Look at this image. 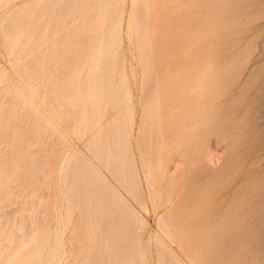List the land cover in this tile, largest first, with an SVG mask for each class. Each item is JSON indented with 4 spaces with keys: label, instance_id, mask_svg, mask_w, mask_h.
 Listing matches in <instances>:
<instances>
[{
    "label": "bare ground",
    "instance_id": "1",
    "mask_svg": "<svg viewBox=\"0 0 264 264\" xmlns=\"http://www.w3.org/2000/svg\"><path fill=\"white\" fill-rule=\"evenodd\" d=\"M118 2L119 0H31L17 6L8 14L7 18L5 17L6 26L2 27L3 37L8 42L11 53L15 47H24L26 43H29L30 53L20 57L21 66L19 65L15 73L10 74L12 80L6 72L0 71V84L5 82L1 91L15 95V97H9V105L6 107L5 103L0 100V151H2L0 156L2 158L0 160V206L12 200L13 197L9 191L12 183L17 184L16 188L25 186V181H18L21 177L25 175L30 177L36 172L42 175L48 172L51 175V181L55 178L56 168L45 171L44 160L50 156L53 146L46 147L45 144H41L36 156H38V162L43 163L42 167L41 164L35 162L36 166L27 170L21 169V164L25 162L24 159L26 160L24 150L16 149L17 143L23 142L25 136H37L39 142H42L43 135L48 131L51 134H58L61 140L67 141L63 135L64 127L60 126L61 120L65 118L52 119L49 117L48 113L42 110L46 105L51 110H55V115L58 116L56 110L60 111L58 106L63 104L60 102L69 104L76 125L73 134L80 141L86 139V152L76 149L73 151L69 146L66 158L62 161L64 163L59 167L65 179L59 177L63 182L57 192L65 203L63 220L66 221V226L62 227L58 224L59 229L55 230L53 243L48 249L47 264H62L64 250L61 245L67 227L71 230L69 242L74 243L71 245L76 246L80 251L78 253L81 258L79 262H75V258L69 255L70 264H143V249L136 243L141 236L138 229H142L141 224L144 223L141 222V217L136 214L128 199V196L132 198L133 195L135 197L136 193L141 192L140 175L145 176L147 182L145 187L149 192L153 189L151 181L155 179V182L160 183L161 181L162 196H164L162 200L163 202L164 200L169 201L170 189L175 188L178 182L182 184L185 172L190 171L192 166L206 162L205 148L201 152L202 149L200 150L194 140L189 136L185 137L190 128H196V130L203 128L204 123L200 116L206 102L222 97L240 98L244 87L248 85L247 80H244L242 84L236 83L237 81L226 85L215 84L217 79L228 74V69L224 67L219 72H215L210 70L209 62V58L215 56L217 51L210 50V47L220 39L221 33H224V36L228 35L227 46H231L230 51L232 52L237 47V42L247 37L245 35L249 32L250 22H244L242 18L244 12L222 8L218 15L214 14V18L204 30V45L199 39L197 42L205 46L203 55L197 61L196 52L190 54L193 57V61H190L186 59L189 55L188 49H185L187 36L181 33L175 37V41H171L170 38L159 33L156 30V21L157 19L163 20L164 16L161 15L153 20L150 18L152 11L148 10L146 0H135L134 3L137 4L138 10L136 8L137 15L134 19L138 22L135 21L136 31L134 30L132 34H137V36L134 35L137 38L135 41L139 51L137 53L140 54L141 61L146 64L143 66L142 74L148 75V79L143 102L140 100L142 105H139L142 115L138 126L141 130L137 129L138 138L131 143L133 124L132 114H129V109L132 111V102L130 104L128 97L130 88L125 84V80H122L124 78L122 76L119 80L116 78L115 84L112 81L116 73L115 69L118 70L115 68L118 59L115 54H119L117 51L121 49H119L121 22H115L114 19L113 23L112 21L111 24L109 23L110 26L108 24L109 33L106 40L105 37L104 39L101 37L105 40L103 45L98 37L100 30L105 28V21L110 18L109 14L115 11ZM131 2L133 3V0ZM189 2H194L193 7L196 8L195 30L198 34L204 33L201 26L204 21L200 11L201 0H177L169 11V16H184L188 12L186 4ZM159 3L160 0L157 4ZM214 3H217L216 0H206L209 7ZM177 4L180 6L176 7ZM25 13L30 14L28 20L23 17ZM157 13L159 15V12ZM186 22L187 20H183V24ZM129 24L131 25V21ZM176 26L177 23L172 21L168 28L173 29ZM129 29L127 28V31ZM22 39L25 43L21 42ZM96 43L97 49L90 52ZM182 45L184 48L179 51L177 48ZM33 50L35 53L31 52ZM259 53L264 54V45ZM68 62L73 64L69 65ZM195 63L196 67H194ZM84 68L85 73H83ZM28 69H32L36 78L40 77V79L36 80L35 77V79H30ZM251 73L252 68L249 70V75ZM83 77L85 78V82L83 81L86 86V88L84 86L85 90L82 87ZM251 88L255 99L264 89V73H261L259 81ZM30 93L35 94L37 98L32 97ZM39 94L43 96L38 97ZM16 99L19 103H13ZM34 99L39 100V106ZM254 107V104H250L247 112ZM25 108L29 112L21 114ZM235 108L236 105L229 104L222 110L223 114L233 112ZM106 110H108L107 114ZM64 111L70 110L65 109ZM15 122L21 125L20 129H14L17 128L16 124L12 127ZM146 129L150 130L149 134H146ZM9 155L14 161L9 166L12 171L8 172V169H4L3 166L9 164L7 160ZM11 172L16 174L10 177ZM239 184L238 187L244 186V191L239 198L238 187L225 197H229V200L233 202L241 200L248 204L251 199L250 195H252L250 186H247L248 178L245 177ZM256 188H259V185ZM142 195L144 197V194ZM29 202L25 201L20 208L0 209V264H33L37 258L36 249L40 246L36 243L37 238L43 240L44 236L48 237L50 234L51 229L47 224L39 226L40 229L37 225L31 224L36 217L34 218L28 212L26 206L30 204ZM199 202L200 199L193 190L184 198L176 199V204L172 208L175 224L184 221L197 230L200 223L198 217L194 216L189 221L186 219V214L184 215L186 211H183L179 220V213L181 212L180 206L197 205ZM43 211L42 208L38 210L39 213ZM168 215L169 209L166 208L158 217L157 222L161 225L159 232L154 233L157 244L155 246H157L159 256H165L163 258L167 262H164L165 264H186L169 244L176 240L167 224ZM37 216H39L38 219L43 217L39 214ZM214 216L217 219L210 226V231L213 232L212 237H214L211 240L215 241L217 238L222 245V241L227 239L229 243L225 249L221 246L220 250L214 252L215 257L212 264H223L228 253L230 256L228 255L224 264H234L236 258L231 255L234 250L233 245L248 246L251 244V241L247 242L246 239L251 235L248 226L252 229L253 224L249 225L246 219L243 224L238 215L233 214L232 207L228 205L221 206L214 212ZM76 217L83 221L80 237L86 240L85 244L79 245L78 234L76 231L73 232ZM37 224L39 225L40 222ZM238 224L239 228L235 230L234 226ZM192 236L194 238L203 237L200 243H190L202 246L207 244L205 237H211L203 233L200 235L198 232L193 233ZM183 237L191 236L185 232ZM60 249L58 259L56 255ZM203 252L204 249L201 246L188 249V253L194 259L197 254Z\"/></svg>",
    "mask_w": 264,
    "mask_h": 264
},
{
    "label": "rangeland",
    "instance_id": "2",
    "mask_svg": "<svg viewBox=\"0 0 264 264\" xmlns=\"http://www.w3.org/2000/svg\"><path fill=\"white\" fill-rule=\"evenodd\" d=\"M29 1L31 0H12L10 2H7L6 0L0 1V71L2 70L4 73L6 72V74H8L9 76V79H11L10 74L12 75L13 73H15V71L18 70L19 65L21 66L22 59L20 57L26 56L30 53V46H28L29 43H26V46L24 47H15L12 50V53L11 51H9L8 42L3 37V28H5V23L7 21V19L5 21V17L7 18V15L15 10L17 6H20L21 4ZM131 1L132 0H119V4L117 3L118 7L116 6L115 11L109 14L110 18L106 20L107 22L105 21V30L102 28L101 30L103 32L100 30L98 37L100 39L101 37L103 39L105 37L106 40L107 34L109 33L108 24L111 21V23H113L114 21L121 22V36L119 47V49H121H117V52H119V54H115V56H117L116 59L118 58L116 60L117 66L115 64V68H117V71H119L120 73H118L115 69L114 72L118 73V75L114 73L115 75L113 76L114 78L112 77V81L115 84L116 78L117 80H119V78L122 76L124 77H121L122 80H125V84L130 88V96L128 95V97L130 100V104L132 102V111L129 109V114H132L131 120L133 124L131 143H134L136 140L135 138H138V130H141V127L139 128L138 126V122L140 125V119L142 115L141 106L139 105H142L140 103L143 102V98L145 96V87L147 86L148 75L142 74L143 66H146V64L141 61L140 54L137 53L139 52L137 42L135 44V41L137 39L135 36H137V34H132L134 30L136 31L135 25H137L136 22L138 21L134 19V17L136 18V8L138 10V7L137 4L134 3L135 0H133V3ZM175 1L177 0H160V3L157 4L158 0H146V5L148 6V10L151 9L152 11V13L150 14V18H153V20L157 19L161 15L164 16L163 20L157 19L156 21V30L159 31V33H162L167 38H170L171 41H175V37L181 33L187 36V47H185V49H188L189 55L186 57V59L190 61H193V57L190 54H194L196 52L197 61L198 58L203 55L205 50V46H203V42L205 40L204 30L205 27L214 18V14L218 15L222 8L227 10H230L232 8L236 11L239 10L241 13L244 12L242 15L244 22H250L248 26L249 32L245 35L247 37L237 42V47L232 52L230 51L231 46H227L228 35L224 36V33H221L220 39L217 42H214L212 47H210V50L215 49L217 51L215 53V56L213 55L209 58V62L211 65L210 70H214L215 72H219L224 67H227L226 69H228V74L221 79H217L215 84L226 85L233 81H237L236 83L242 84L244 80H247L248 85L244 87L242 96L240 98L235 99V97H222L218 98L217 100L206 102L205 106L203 107L202 115L200 116L204 123L203 128L201 130L190 128L185 134V137L189 136L192 140H194V143L199 145L200 150L202 149L201 152L204 151L205 148L204 158L206 159V162H203L200 165L197 164L196 166H192V169H190V171L185 172L184 181L182 180V184H180L181 182H178L175 188L170 189L169 201L165 202L164 200L163 202L162 200L164 196H162L163 192L161 188V181L160 183L159 181L155 182L156 179L151 181L153 183V189H151V191L149 192L145 187L147 186L145 184L147 183L145 176H142V174L140 175L139 184L141 186V192L136 193L135 197L133 195L132 198L128 196L129 202L134 208L136 214H139L138 216L141 217V222L144 223L141 224L140 222V224L142 225V229H138V233H141V236L136 244H139V246H141V249H143V264L167 263L165 262V259H163L165 256L161 255L160 257V254H158L157 246H155L157 244L155 242L156 239L154 238V233L159 232V226L161 225L157 222L158 217L163 214L166 208H168L169 215L167 224L170 228V232L174 233V238L176 240L175 242L171 241L169 243L171 248L177 252L178 256L183 259L186 264H212L215 257L214 252L220 250L221 246L223 249H225L229 243V240H223L222 245L220 240H218L217 238L215 241H212L211 239L214 237H212L213 234L211 233L213 232L210 231V226L211 223H213L217 219V217L214 216V212L221 208V206L228 205L232 207L233 214L238 215L240 221H242L243 224L245 223V219L246 222H249V225L253 224L251 225L252 229L250 228V226H248V230H250L251 235L247 237L248 239H246L247 242L251 241V244L248 246L233 245L234 250L232 251L231 255L236 258L234 264H264V89L257 95L258 97L256 96V98L254 99L253 89L251 88L259 81L261 73H264V54L260 55L259 53L264 45V0H216L217 3H214L211 7L206 4V0H201L200 11L202 13V19L204 20L201 23L204 33L201 32V34H198V32L195 30V18L197 16L196 8L193 7L194 2H189L186 4V10H188V12L184 16L170 17L169 11H171V9L173 8V4ZM179 6L180 4H177L176 7ZM157 12H159V15ZM2 14L5 15L3 16ZM29 16V13H25L23 17L27 18L26 20H28ZM183 20H187V22L183 24ZM1 21L3 22L1 23ZM130 21L131 25L129 24ZM172 21L176 22L177 26L173 29H169V24ZM239 21L240 20H238V22ZM260 22L261 24L263 22V24L261 25ZM127 24H129L130 26ZM106 27L108 28V32ZM127 28L130 29L127 31ZM5 31L6 30L4 29V33ZM129 31H131V34L129 33ZM101 34H103L104 36H102ZM249 34H251L252 36ZM103 39H101L102 45L105 43V40ZM198 39L199 41L201 40L203 45L197 44ZM21 42L25 43L23 39L21 40ZM189 43L191 44L188 46L187 44ZM96 45L97 43L94 45V48H92L93 50H90V52H94L97 49ZM183 48L184 47L182 45L177 49L181 51ZM236 49H238L239 51H237ZM31 52L35 53V50ZM176 53L179 52L176 51ZM67 64L71 65L73 63L68 62ZM196 66L197 64L195 63L194 67ZM251 68L252 73L249 75V70H251ZM65 72L67 73V71ZM83 73H85V68ZM28 74L30 79L36 78L32 69H28ZM39 79L40 77L36 78V80ZM83 81L85 82V78L82 80V84H84L82 85V87L85 90L86 86ZM113 83H111V85H114ZM4 85L5 82H2L0 84V100L5 103L4 106L6 107L7 105H9V99L15 97V95H13L12 93H4L3 91H1V88H3ZM26 93H28V91ZM30 95L37 98L35 94L30 93ZM41 96H43V94L38 95V97ZM34 100L39 106V100ZM13 103H19V100L16 99L13 101ZM60 103L63 104H60V106H58L60 107V111L56 110L58 116L55 115V110H51L47 105L45 106V109L42 110H44V112H47L48 116L52 119H56V117L65 118L61 120L60 126L64 127L63 135L65 136L67 141L61 140L58 134H51L48 131L45 135H43L42 142H39V138L37 136L27 135L25 136L23 142L17 143L16 145V149H22L25 152L24 156L26 160L24 159L25 162L21 164V169L23 170H27L30 167L36 166V163L41 164L40 166L42 167L43 163L38 162V156H36L38 149L42 146L41 144H45L46 147L50 145L53 146L50 156L46 157L44 160L46 165L45 171L56 168L57 171L54 180L51 181V175L48 172L43 173V175L36 172L33 176L30 177L29 175H25L18 180L25 181V186L23 188H16L17 184L12 183V188L9 190L10 194L13 197L12 200L9 203H6L4 206H0V209L2 210H11L12 208H20V206L25 201H30V204H28L26 207L28 208L29 214H31L34 218L36 217V220L32 221L31 224L37 225L38 229H40L39 226L47 224L49 229H51L48 237L44 236L43 240L37 238L38 241L36 239V243L40 244V246L38 247V249H36L37 258L33 264L48 263V249L53 243L55 230L59 229V225H62V227L66 226V221L63 220L65 203L61 200V197L57 192L59 190L58 187L62 186L61 184L63 182V180L60 178L65 177L62 175V171L59 168L60 165L64 163L62 162L63 158H66V153L70 148L73 151L76 149L86 152V139L81 140V142L73 134L76 125L73 118L74 115L72 113L71 106L69 104H66L65 102ZM229 104L236 105L235 110L233 112H227L223 114L222 110ZM250 104H254L255 107L253 109L251 108L247 112V107ZM65 109L70 111L65 112ZM28 112L29 110L25 108L24 110H22L21 114H26ZM107 112L108 110H106V114ZM13 124L14 125H12V127L15 126V124L17 125V128L14 129L21 128V125H18V122H15ZM149 131V129H146V134H149ZM1 155L2 151H0V156ZM1 159L2 158H0V160ZM12 159L13 158H11L9 155V157L7 158L9 164L7 163L3 166L4 169H8V172L12 171V169L9 167L10 163H13L14 161ZM14 174L16 173L11 172L9 176ZM245 177L248 178L247 186H250V190L252 191L249 203L245 204V202L241 200H239L238 202H233L232 200H229V197H225L227 194L232 193L238 187L237 185L245 179ZM257 185H259V188H256ZM237 189L239 198L244 191V186H240ZM192 190L197 193L200 202L197 203V205L186 204L184 207L180 206L181 212L179 213V220L183 215V211H186L184 215L186 214L187 220L194 216L198 217L200 219V223L198 224L199 228L197 227V230L184 221H179L178 224H175L172 212V208L176 204V199L184 198L186 195L191 193ZM142 194H144V197ZM41 208L44 211L40 212V214L38 210H40ZM247 212L249 213L246 214ZM36 214L43 216L40 217L41 221L40 218L38 219L39 216H37ZM61 220L62 222H60ZM37 221L40 222L39 225L37 224ZM74 222L73 232L76 231V233L78 234V243L79 245L83 243L85 244L86 240L80 237V231H82L83 221L76 217L74 219ZM238 228L239 224L236 227L234 226L235 230H238ZM70 232L71 230L69 227H67L64 231L61 245L62 250H64L62 264H70V256H73L75 258V262H79L81 259L79 255L80 251L77 250L76 246H72L74 245V243L72 244L71 242H69ZM185 232L188 233V235H190L191 237H183V234H185ZM195 232H198L200 235L203 233L205 236H211L205 237V241H207V244H205V246H202L201 244H190L191 242L200 243L201 239L203 238L201 236L198 238H194L192 234ZM47 238L49 239L48 241ZM42 244L44 247L42 246ZM198 246H201L202 249H204V252L201 254H197L196 258L194 259L192 258V256H190V253H188V249L197 248ZM60 253L61 249L60 252L56 255L58 259L60 257ZM228 255L230 256V253H228L227 257L223 260V264L226 263ZM91 263H93V261H91Z\"/></svg>",
    "mask_w": 264,
    "mask_h": 264
}]
</instances>
